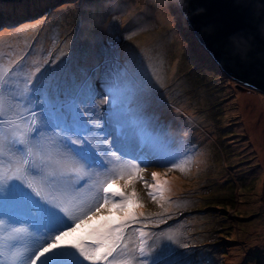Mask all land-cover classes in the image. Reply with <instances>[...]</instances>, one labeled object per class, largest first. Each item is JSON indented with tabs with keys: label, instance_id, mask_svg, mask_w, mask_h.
<instances>
[{
	"label": "rangeland",
	"instance_id": "1",
	"mask_svg": "<svg viewBox=\"0 0 264 264\" xmlns=\"http://www.w3.org/2000/svg\"><path fill=\"white\" fill-rule=\"evenodd\" d=\"M36 1L10 0V14L0 3V21H10L0 23V74L7 73L0 90V159L15 160L33 193L34 186L50 182L53 168L40 139L42 123L66 127L82 119L88 130L74 134L66 128L65 138L73 135L92 145L95 129L103 139L119 136L133 156L162 161L148 168L143 180L111 185L138 194V206H130L135 218L120 225L116 252L125 264L136 248L140 254L143 247L147 257L166 244H179L190 256L187 264H264V93L224 73L197 40L177 0H54L39 13L32 12L41 4ZM21 4L27 11H19L14 22L6 15ZM193 72L189 80L187 73ZM195 76L199 80L192 84ZM102 120L109 121L112 134ZM7 128L22 132L24 143L9 132L8 144ZM37 143L38 152L31 149ZM153 172L168 181L156 199L145 186L155 182ZM9 185L0 194L8 203L15 194ZM71 198L60 201L56 211ZM113 199L120 198L109 196V207ZM120 214L102 209L70 240L93 239L89 233L103 223L101 217ZM118 259L113 254L107 264H121ZM179 261L171 257L163 264Z\"/></svg>",
	"mask_w": 264,
	"mask_h": 264
},
{
	"label": "snow or ice",
	"instance_id": "2",
	"mask_svg": "<svg viewBox=\"0 0 264 264\" xmlns=\"http://www.w3.org/2000/svg\"><path fill=\"white\" fill-rule=\"evenodd\" d=\"M6 75V72L0 74V90H3L5 84L7 83L4 79ZM42 118L44 120L48 119L46 112L43 114ZM66 128L68 131H72L74 134L81 130H87L86 121L82 119L78 122L74 121L72 124L66 125ZM18 143L22 145L24 141L21 139L18 141ZM71 143H79L84 145L83 147L73 149V151L85 166H104L103 162L99 159L97 152L93 150V146L90 144H85L84 140L72 141ZM114 145L122 155L128 154L121 144L119 136H117V138L114 140ZM134 159L141 160L142 163L151 162L143 160L138 156L134 157ZM157 162L162 163V161ZM24 163L26 164L27 161H24ZM171 163L173 168H183L182 164H176L175 162ZM130 168L132 171L128 175L126 184L130 183L134 177L143 180V176L139 175V172L142 170L139 169L138 164H132L130 165ZM16 171L18 172L19 168H17ZM69 171L80 174L82 169L71 167ZM158 175L159 174L156 172L152 173L153 180L155 181L154 183L147 184V182H145V186L149 188L148 194L153 199H156L157 193H162L165 191V185L168 183L167 180H158ZM16 178L18 177H16L15 174L12 176L0 175V180L7 179L12 181ZM120 178L122 179L123 176L121 175ZM115 182V180L109 181V183L103 187V203L99 204V206L95 208V211H90L83 219L77 220L75 217L67 215L66 208L62 209L65 215H61L60 212L56 211V209L53 207H49L46 203L37 202L39 203L41 215L37 218H33V223L55 221L57 225H63L66 230L59 231L56 226L48 228L49 230L55 228V230L59 231V234L55 235L51 242L45 240L43 243L39 244L38 250L25 249L23 252H12L10 258L11 264H85V261H90L92 264H97L99 261H105L107 264L109 257H112L119 247L118 241H122L120 225L122 223L126 224L129 219L135 218L134 207L130 206H138V202L134 200V198L138 196L136 191L133 190L131 193H129L123 190L113 189L111 185ZM15 187V184H10L9 191ZM36 194L38 196L39 192ZM109 196H112L113 198L119 197L120 199L118 201L113 199L111 206L109 207ZM17 204L19 208L26 207L24 203L17 202ZM0 208L4 210V214H7L4 198L2 196H0ZM104 208H108L109 213L115 211L120 212L121 214L115 218L111 216L101 217L103 223L92 228L91 232L89 233L90 237L94 236L93 239L87 241L84 239H76L70 240L67 243H62V238L69 237L71 234L75 233L76 230L81 227V225L92 221L93 217H96L99 213H101V210ZM73 220H76L74 227L71 223ZM13 239H15V237H13ZM85 243H89L91 248L84 247L83 245ZM73 249L75 251H73ZM140 251L143 252V247H141ZM0 264H4V261L0 260Z\"/></svg>",
	"mask_w": 264,
	"mask_h": 264
},
{
	"label": "water",
	"instance_id": "3",
	"mask_svg": "<svg viewBox=\"0 0 264 264\" xmlns=\"http://www.w3.org/2000/svg\"><path fill=\"white\" fill-rule=\"evenodd\" d=\"M225 74L264 93V0H177Z\"/></svg>",
	"mask_w": 264,
	"mask_h": 264
},
{
	"label": "trees",
	"instance_id": "4",
	"mask_svg": "<svg viewBox=\"0 0 264 264\" xmlns=\"http://www.w3.org/2000/svg\"><path fill=\"white\" fill-rule=\"evenodd\" d=\"M18 2H20V1H18ZM38 2H44L45 3V0H37L36 2H34L35 4H37ZM17 3V2H16ZM15 3V4H16ZM11 5H13V3H11V2H6L5 4H4V6L3 7H5L6 9H7V11H8V14H10L11 12H12V8H11ZM30 6V5H29ZM34 5H32V7H33ZM41 6H39V5H36L34 8H33V10H32V12H36V10H37V8H40ZM27 8H28V6H26V5H23V4H21L20 6H18L17 8H16V12H18V11H21V12H25V11H27ZM58 11V10H57ZM8 16H11V15H8ZM13 16V15H12ZM218 69V68H217ZM193 75H196V73H194L193 72V74H189V73H187V76H188V79L189 80H191L192 79V76ZM199 77H196L195 76V79H193V83L192 84H194V82H197L199 79H198ZM197 84H199V83H196L195 85H197ZM198 86V85H197ZM195 87V86H194Z\"/></svg>",
	"mask_w": 264,
	"mask_h": 264
},
{
	"label": "clouds",
	"instance_id": "5",
	"mask_svg": "<svg viewBox=\"0 0 264 264\" xmlns=\"http://www.w3.org/2000/svg\"><path fill=\"white\" fill-rule=\"evenodd\" d=\"M6 2H10V0H0V3L1 5L4 6V4ZM52 2H54V0H45V3L44 2H41V4L39 6H41L40 8H37L36 12H41L43 9L49 7L52 5ZM35 7V6H34ZM33 7V8H34ZM7 10V9H6ZM15 11V14L13 16H8L6 15L7 17H9L10 19L14 20V22L16 21V19L19 17V11L16 12V9L14 10ZM12 17V18H11ZM6 22H10V21H6L2 18V21H0V23H6ZM8 26V25H7ZM4 28V24L3 25H0V30H2Z\"/></svg>",
	"mask_w": 264,
	"mask_h": 264
}]
</instances>
